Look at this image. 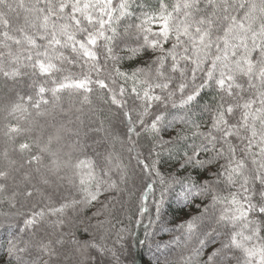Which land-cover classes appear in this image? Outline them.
I'll return each instance as SVG.
<instances>
[{"label":"snow or ice","instance_id":"1","mask_svg":"<svg viewBox=\"0 0 264 264\" xmlns=\"http://www.w3.org/2000/svg\"><path fill=\"white\" fill-rule=\"evenodd\" d=\"M0 83V264H264V0H0Z\"/></svg>","mask_w":264,"mask_h":264},{"label":"trees","instance_id":"2","mask_svg":"<svg viewBox=\"0 0 264 264\" xmlns=\"http://www.w3.org/2000/svg\"><path fill=\"white\" fill-rule=\"evenodd\" d=\"M2 89H3V84L0 83V90ZM0 94H2V91H0ZM168 214H169V219L175 218L176 222H179L185 216V213L180 211V209L176 205H173L168 210ZM165 239H167V236H165ZM152 259H153L152 253L148 249L146 248L140 249V255L137 256L136 258V264H149V262L152 261Z\"/></svg>","mask_w":264,"mask_h":264}]
</instances>
